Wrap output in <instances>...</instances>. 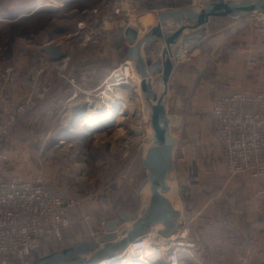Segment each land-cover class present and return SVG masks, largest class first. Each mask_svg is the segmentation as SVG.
Listing matches in <instances>:
<instances>
[{
	"label": "rangeland",
	"instance_id": "rangeland-1",
	"mask_svg": "<svg viewBox=\"0 0 264 264\" xmlns=\"http://www.w3.org/2000/svg\"><path fill=\"white\" fill-rule=\"evenodd\" d=\"M167 4H170L169 0H105L99 5L98 0H74L59 10L42 8L23 18L17 14L0 15V125L10 121L11 115L15 117V122L0 135V152L7 157L4 174L6 178L29 181L40 175L48 183L67 189L96 216L93 227L79 221L66 229L62 243L52 238L43 241L28 257L29 264H37L40 257L78 241L91 240L96 233L98 237L104 235L106 229L102 222L117 218L120 211L136 213L139 210V197L149 175L142 162L148 127L140 113L134 87H120L135 103L136 113L142 116H139L141 124L128 123L134 133L121 132L117 118L94 131L81 123L67 127L66 122L80 117L73 115L74 106L70 104L79 103L77 100L86 97L94 103L80 107L85 116L104 111L108 101L101 92L113 78V71L127 60H122L119 55L120 62H115L117 53L114 49L119 43V47L121 45V40L116 37H120L126 24L140 28L148 25L137 16L140 10ZM4 6H0V14L7 10ZM259 16L264 27V15ZM50 44L63 45L68 57L54 64L46 61L44 57L48 54L43 53L42 48ZM250 55L245 76V81L249 82H245V87L250 93L264 92V49L261 59ZM198 73L192 72V75L207 79L215 72ZM15 82L25 94L21 93L8 111L1 100H12L9 94L15 92V87L11 86ZM199 83H202L201 79ZM62 92L69 94L64 101ZM26 102L28 107L18 113ZM212 106L213 102L202 109L210 117V133L205 137L200 133L190 134L204 145L198 155L193 153L194 161L188 160L185 164L178 161L170 176L175 182L174 188L177 187L182 212L178 234L185 236L181 239L190 244L193 251V254L180 253L179 258L183 264H264V255H256L251 246L254 231L252 238L246 239L247 236L242 231L240 235L235 230L236 225H232L238 216L255 213H239L241 206L249 204L244 201V193L230 188L237 175L234 177L227 171L224 157L214 145L217 126L211 114ZM174 119L180 125L175 128L183 138V145H191L184 122H180V118ZM251 183L264 188V179L255 181L251 177ZM243 185L247 186L246 183ZM261 193L258 188L257 194ZM103 201H107V205L104 206ZM257 215L264 218V209ZM246 226L249 235L252 226L249 223ZM127 231L128 228L122 225L119 235L123 236ZM2 262L0 255V264Z\"/></svg>",
	"mask_w": 264,
	"mask_h": 264
},
{
	"label": "water",
	"instance_id": "water-1",
	"mask_svg": "<svg viewBox=\"0 0 264 264\" xmlns=\"http://www.w3.org/2000/svg\"><path fill=\"white\" fill-rule=\"evenodd\" d=\"M252 14H264V0H210L201 9L189 6L163 11L159 15L160 25L140 40L138 29L131 26L126 28L125 37L129 44L126 59L134 60L136 71L142 79L144 98L151 109L150 121L153 128L144 147L142 162L149 175L140 197L139 210L136 213L120 211L117 218L108 222L104 235L93 240L78 241L70 247L40 257L37 264H100L120 255L129 248L134 237L145 235L157 224L164 226L161 233L165 236L178 231L182 212L174 206L175 182L170 176L176 168L175 150L179 140L172 134V114L166 104L173 71L172 60L186 50H192L194 42L199 38L198 34L206 33L214 20L239 19ZM172 22L174 28H169ZM192 32L196 34L189 35ZM184 35V45L176 50V44ZM156 50H160L161 54L154 61L152 55ZM42 51L55 62L68 57L61 44H50L43 47ZM156 74L159 85L155 81ZM157 86L161 90L159 93ZM81 106H74L75 117L85 116ZM122 225L128 231L120 236Z\"/></svg>",
	"mask_w": 264,
	"mask_h": 264
},
{
	"label": "crops",
	"instance_id": "crops-1",
	"mask_svg": "<svg viewBox=\"0 0 264 264\" xmlns=\"http://www.w3.org/2000/svg\"><path fill=\"white\" fill-rule=\"evenodd\" d=\"M54 1H61L62 4L58 6L53 3V6H50V9L52 11L59 10L62 7H66L71 3V1L74 0ZM77 1L79 2L82 0ZM103 1L105 0H98V5ZM206 1L210 0H204V2ZM14 2L19 5V10H22L24 13H26V15L23 17H26L29 14L33 15L34 12L39 11L42 8H49L48 6L46 7L43 5H39L38 9L29 11V7H23L21 5V0H0V6L3 7V5H5L7 7ZM169 2L170 4L161 7H150L140 10V15L137 14V16L143 19L144 16H152L151 18L153 21L147 26L140 28L139 26H135L130 23L124 26L120 37H116V40H121L120 47L119 43L116 46V49H114L117 53L115 60L117 64L120 62L119 55L122 56V60L126 59V53L129 48V44L125 37V30L127 27L131 26L138 29L140 40L152 29L160 25L159 15L163 11L177 10L189 6L195 7L197 9L202 8V4L198 0H169ZM7 11L8 9L2 14L4 15ZM42 12L44 11H41V13ZM247 16H243L239 19L224 18L214 20L209 25L208 31L206 33L198 34L199 38L194 42L195 44L192 50H186L179 57H175L172 60L173 71L169 82L168 94L166 96V104L168 111L172 114L173 120H175L174 118H180V122H184L186 129L185 131L187 134L189 133V135L200 133L202 137H205L206 135H208V133H210L212 127L209 125V122H211V120L210 117L205 115L202 111L204 105H211L212 102L214 105V101L221 95H227L230 93L238 92L243 88L245 89L246 64L248 54L251 53V55H254L256 59H261L262 57V52L264 49V27L261 17L257 14ZM168 27L174 28V22H172V24ZM194 34H196V32H192L189 35ZM184 37L185 35L176 44V50L180 49L184 45ZM160 54L161 51L156 50V52H154L152 55L153 60L155 61L157 57L160 56ZM44 58L49 63L55 62L51 60L49 55ZM65 63L66 61L64 62V64ZM192 72H215L217 74L214 73L213 75H208V78L205 79L204 77H199V73L195 76L192 75ZM199 79L202 80V83H199ZM155 81L156 84L159 85L157 74L155 75ZM18 84L19 83L17 82L11 84L12 87H15L13 89V91L15 92L9 94L12 99L11 101L5 102L4 100H1V103L5 110H10L11 106H13V103L17 102L15 100L19 99L18 97L21 93L25 94L24 90L20 87V84ZM19 90L20 93L18 92ZM62 93L63 95L61 99L62 101H64L69 97V94L65 92ZM214 96L218 97L214 98ZM212 108L213 106L210 109ZM10 117L12 118L13 116L11 115ZM175 125L177 126L179 125V123H177L176 121L172 122L171 126L172 134L179 140V144L175 150V164L178 161H181V164H185L188 160L194 161V150L198 155L201 146H203L204 144H202L199 139L193 137V135H190V137H188V140L192 144L183 145V138L180 133L176 132ZM37 177L41 176L38 175L35 178ZM243 183H246L247 186H244ZM257 185H255V183H251V176L249 175V173L237 175V177L232 181L230 188L234 191H241L242 193H244V201H246L245 203L249 204L241 206L239 213L249 214L248 212L252 211H254L255 213V215L253 216H238L232 221V225H236L235 230L239 232L240 235L242 231L244 236H247L246 239L252 238L253 235L251 232L254 231L255 237L252 240L251 246L256 255L263 256L264 237H261V234L264 231V218L259 217L257 213L264 209V188L263 186ZM251 188H253V192L250 193ZM258 188L260 189V191L262 190L261 194H257ZM136 199H138V196L136 197ZM115 218L116 217L112 218L111 220ZM248 223L252 226L249 228V235H247L248 229L246 226ZM97 236L98 233H96L91 240H93Z\"/></svg>",
	"mask_w": 264,
	"mask_h": 264
},
{
	"label": "built area",
	"instance_id": "built-area-1",
	"mask_svg": "<svg viewBox=\"0 0 264 264\" xmlns=\"http://www.w3.org/2000/svg\"><path fill=\"white\" fill-rule=\"evenodd\" d=\"M198 1L203 7L204 0ZM120 68L124 69V77L129 80L130 70L135 66L125 60ZM28 105V102L23 104L18 113ZM211 114L217 126L214 145L220 149L227 171L234 176L249 173L255 181L264 179V92L250 93L243 88L223 95L216 100ZM14 119L13 116L5 125H0V135L9 129ZM6 160V155L0 152L2 264H29L28 257L43 241L52 238L62 243L66 229L79 221L90 227L96 225V216L86 210L83 201L72 196L67 189L50 184L42 177L34 181L6 178ZM103 204L107 205V201H103ZM106 222H102L104 228L108 224ZM170 258L172 256L167 257L169 261Z\"/></svg>",
	"mask_w": 264,
	"mask_h": 264
},
{
	"label": "bare ground",
	"instance_id": "bare-ground-1",
	"mask_svg": "<svg viewBox=\"0 0 264 264\" xmlns=\"http://www.w3.org/2000/svg\"><path fill=\"white\" fill-rule=\"evenodd\" d=\"M21 1V5L23 7L30 8L29 11H33V9H38L39 5L52 7L53 3L58 6L62 4L61 1L54 0H50V2H47V0ZM7 7L9 12L7 11L4 15L2 14L3 17H9L10 14H17L18 16L22 17L26 15V13H24L22 10H19V5H17L15 2L13 4L8 5ZM151 17V15L144 16V20H146L149 24L153 21ZM129 61L132 65L135 66L133 59ZM112 74L113 78L109 80V82L107 83L108 85L101 92L104 95V98L108 101L107 105L104 108V111L99 114L98 112L88 114L83 118H73L70 122H66L67 127H71L73 126V124L78 125V123H81L80 125H88L89 130L94 131L96 127H102L111 119L117 118L119 121L118 125L120 126L121 132H128V134L134 133V131L128 126V123L136 121L138 122V124H141L139 118H142V116L136 113L137 110L135 108V103L131 99H129L125 94H123L120 88L124 84H127L131 87H134L135 97H137V101H139L141 107L140 113L143 115V118L146 121V126L148 127L146 130V145L148 138L153 133V128L151 126L150 121L151 109L148 107L144 98V93L142 89V79L137 73L136 68L130 70V74L128 77L129 80H126V78L124 77L123 68H117V70L113 71ZM157 88V91L159 93L161 90L159 89V87ZM74 99L77 100V98ZM77 102L79 103L74 102L70 104V106L84 105L85 103H94V100L89 97H86L82 100H77ZM215 102L216 100L214 101V104ZM72 121L74 123H72ZM172 122H175L173 118ZM195 153L196 151L194 152V154ZM143 190L141 192V195L143 194ZM174 193V206L180 211V202L177 193V187L175 188ZM109 221L110 220H107V222ZM163 229L164 226L161 224H157L151 227L145 235L134 237L129 248L125 249L120 255L116 256L115 258L104 260L100 264H183L180 261L179 255L180 253L193 254V251L190 248V244L185 243L184 240L181 239L185 236L179 235L178 231L170 236H165L161 233ZM134 245L137 246L133 248ZM100 247H102V245ZM168 256H172V258H170V261L167 259Z\"/></svg>",
	"mask_w": 264,
	"mask_h": 264
},
{
	"label": "trees",
	"instance_id": "trees-1",
	"mask_svg": "<svg viewBox=\"0 0 264 264\" xmlns=\"http://www.w3.org/2000/svg\"><path fill=\"white\" fill-rule=\"evenodd\" d=\"M168 5V4H167Z\"/></svg>",
	"mask_w": 264,
	"mask_h": 264
}]
</instances>
